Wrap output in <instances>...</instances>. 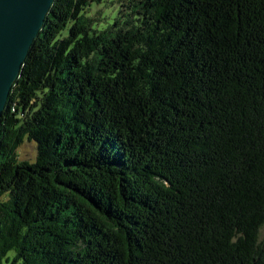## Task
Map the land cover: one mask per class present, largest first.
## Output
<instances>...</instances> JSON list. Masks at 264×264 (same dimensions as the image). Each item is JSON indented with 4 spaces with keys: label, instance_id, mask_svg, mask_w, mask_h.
Wrapping results in <instances>:
<instances>
[{
    "label": "trees",
    "instance_id": "trees-1",
    "mask_svg": "<svg viewBox=\"0 0 264 264\" xmlns=\"http://www.w3.org/2000/svg\"><path fill=\"white\" fill-rule=\"evenodd\" d=\"M101 1L54 0L11 87L0 264H264V0Z\"/></svg>",
    "mask_w": 264,
    "mask_h": 264
},
{
    "label": "water",
    "instance_id": "water-1",
    "mask_svg": "<svg viewBox=\"0 0 264 264\" xmlns=\"http://www.w3.org/2000/svg\"><path fill=\"white\" fill-rule=\"evenodd\" d=\"M53 1L0 0V122L11 87Z\"/></svg>",
    "mask_w": 264,
    "mask_h": 264
},
{
    "label": "rangeland",
    "instance_id": "rangeland-1",
    "mask_svg": "<svg viewBox=\"0 0 264 264\" xmlns=\"http://www.w3.org/2000/svg\"><path fill=\"white\" fill-rule=\"evenodd\" d=\"M118 3H111L110 0H103L99 4L92 6L89 10V16L95 21L96 25H105L106 23H113L114 19L117 17ZM35 144L33 142H24L18 152V162L20 164H29L34 160L35 155Z\"/></svg>",
    "mask_w": 264,
    "mask_h": 264
}]
</instances>
